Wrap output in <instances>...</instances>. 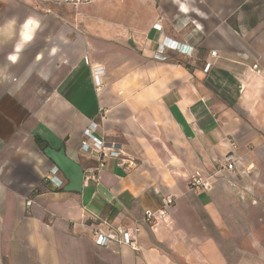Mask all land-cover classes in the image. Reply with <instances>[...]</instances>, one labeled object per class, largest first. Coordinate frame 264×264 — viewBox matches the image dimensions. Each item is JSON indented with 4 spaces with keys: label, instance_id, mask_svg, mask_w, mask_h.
<instances>
[{
    "label": "crops",
    "instance_id": "crops-1",
    "mask_svg": "<svg viewBox=\"0 0 264 264\" xmlns=\"http://www.w3.org/2000/svg\"><path fill=\"white\" fill-rule=\"evenodd\" d=\"M104 3L70 22L65 3L0 0V264H264V0H110L109 18ZM164 42L192 52L156 59ZM90 123L118 153L103 166L80 153ZM38 140L99 181L65 192ZM166 196L138 249L92 240L89 213L130 228Z\"/></svg>",
    "mask_w": 264,
    "mask_h": 264
},
{
    "label": "built area",
    "instance_id": "built-area-1",
    "mask_svg": "<svg viewBox=\"0 0 264 264\" xmlns=\"http://www.w3.org/2000/svg\"><path fill=\"white\" fill-rule=\"evenodd\" d=\"M74 1V0H65ZM77 1V0H76ZM169 48L171 50H175L178 53H182L184 55H190L192 52V47L189 50L186 49V46L177 42H164L158 46V50L154 54L156 59H164V50L165 48ZM212 56L216 55V51H211ZM209 67V64L206 65V68ZM205 68V69H206ZM253 68H257V64H254ZM102 75V70L95 68L93 72L94 81L97 87H99L102 83L100 81V76ZM97 123H90L84 131L85 139L80 142V153L89 154L91 152L100 153L99 164L98 166H103L102 159L108 156H117L118 153L114 150L107 153L106 146L102 139H100L97 135H95ZM225 168L228 170L233 169V164L235 161L239 159L236 155L229 153L224 156ZM96 168H90L87 171V175H85V180H90L93 182H97V170ZM54 171L59 172L58 169L54 166ZM210 177H205L202 174L195 173L190 177L188 181V186L191 190L193 189H203L209 191L211 187ZM174 200L170 196H166L162 199V203L159 209L152 210L150 208L146 209L143 213V216L134 221V225L130 228H126L120 225H113L107 218L102 217L100 214H88V219L90 221L89 231L92 240L96 245L100 246H109L111 244H116L118 246H128L134 250L138 249L137 235L139 234L142 225H148L150 227L157 224L158 221L165 220L168 216V211L172 207ZM31 204V200L26 202V205L29 206Z\"/></svg>",
    "mask_w": 264,
    "mask_h": 264
},
{
    "label": "water",
    "instance_id": "water-1",
    "mask_svg": "<svg viewBox=\"0 0 264 264\" xmlns=\"http://www.w3.org/2000/svg\"><path fill=\"white\" fill-rule=\"evenodd\" d=\"M43 155L53 163L66 179L63 186L65 192H82L85 179L82 165L67 154L65 146L62 145L56 148L48 145L43 149Z\"/></svg>",
    "mask_w": 264,
    "mask_h": 264
},
{
    "label": "rangeland",
    "instance_id": "rangeland-1",
    "mask_svg": "<svg viewBox=\"0 0 264 264\" xmlns=\"http://www.w3.org/2000/svg\"><path fill=\"white\" fill-rule=\"evenodd\" d=\"M36 3H49L52 6H56V5H62L65 6L66 1L65 0H35ZM42 1V2H40ZM82 2H78L77 4H66V10H61L60 14L63 13L64 15H62L63 17L69 19V21H74L76 22L77 19V14L78 12H80L82 10L83 13L87 14V15H91V13L93 12V8H92V3L97 2V1H105V3L102 6L101 9V14L106 17H108V5L107 3H109L110 0H80ZM94 1V2H93ZM65 3V4H64ZM120 12H122V9L120 10ZM148 14V6H144L141 5V7L137 8V19L135 21V28L136 29H141V26L144 24L147 15ZM123 22V21H122ZM123 24L118 23L117 27H119V29L117 31L114 32L115 36H120V37H124L123 35H125V31L124 29H122ZM76 27V26H75ZM108 28L109 25L106 26V30L108 32ZM75 29V28H74ZM77 30V27L76 29ZM110 33V32H109Z\"/></svg>",
    "mask_w": 264,
    "mask_h": 264
},
{
    "label": "clouds",
    "instance_id": "clouds-1",
    "mask_svg": "<svg viewBox=\"0 0 264 264\" xmlns=\"http://www.w3.org/2000/svg\"><path fill=\"white\" fill-rule=\"evenodd\" d=\"M8 23H9V24H15L16 21L13 19V20L9 21ZM27 23L32 24V23H34V21L31 20V19H29V20L27 21Z\"/></svg>",
    "mask_w": 264,
    "mask_h": 264
},
{
    "label": "trees",
    "instance_id": "trees-1",
    "mask_svg": "<svg viewBox=\"0 0 264 264\" xmlns=\"http://www.w3.org/2000/svg\"><path fill=\"white\" fill-rule=\"evenodd\" d=\"M38 143H39V145H40V146H42V148H45V147H47L45 143H44L43 145H41V144H42V142H41L40 140H38Z\"/></svg>",
    "mask_w": 264,
    "mask_h": 264
}]
</instances>
